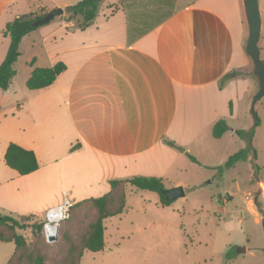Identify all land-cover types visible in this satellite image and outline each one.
<instances>
[{
  "label": "crops",
  "instance_id": "1",
  "mask_svg": "<svg viewBox=\"0 0 264 264\" xmlns=\"http://www.w3.org/2000/svg\"><path fill=\"white\" fill-rule=\"evenodd\" d=\"M49 1L64 10L68 6ZM46 11L43 0H0V63L10 41L2 33L6 23ZM35 33L44 43L46 67L62 61L66 69L51 85L28 89L20 102L13 100L19 116L12 125L3 123L2 101L15 75L6 90L0 88V141L5 144L0 206L19 216L23 211L14 209V202L20 198H49L45 211L59 204L64 192L76 203L106 194L112 179L169 174L188 145L208 135L218 120L234 116L241 98L237 87L248 77L242 70L250 71L252 63L245 50L243 0H159L149 11L104 0L84 29L75 20L57 18L24 35L19 57L26 39L32 36L35 44ZM32 60V69L43 67ZM248 80L255 92L257 80ZM226 133L214 138L220 141ZM10 142L32 150L38 169L20 175L7 166ZM173 180L166 188L184 184ZM14 248L13 243L10 256Z\"/></svg>",
  "mask_w": 264,
  "mask_h": 264
},
{
  "label": "rangeland",
  "instance_id": "2",
  "mask_svg": "<svg viewBox=\"0 0 264 264\" xmlns=\"http://www.w3.org/2000/svg\"><path fill=\"white\" fill-rule=\"evenodd\" d=\"M63 1L70 6L80 0ZM158 1L119 0V3L131 9L149 11ZM43 3L47 11L55 8L49 0H43ZM258 3L264 19V0H258ZM68 16L65 12L50 22ZM31 37L23 43L22 54L13 65L12 91L2 101L6 114L4 124L18 122L19 108L13 100L20 102L18 97L29 89L26 81L32 69V57L37 59L35 65H49L41 37L37 33L33 35L35 44L30 43ZM258 45L264 60V20ZM252 69L253 63L250 71L242 70L248 77H242L237 87L241 98L236 100L234 116L225 121L227 133L223 139L216 140L210 130L208 135L188 145L190 150L183 152L180 164L162 177L165 188L173 179H182L184 184L180 186L184 188V196L162 206L157 192L126 185L125 210L104 220V250L84 251L81 264H264V196L257 195V188L264 193V96L254 105L257 114L254 124L251 105L258 89L252 92L249 84ZM236 129L249 133L250 138L238 136L234 132ZM4 145L0 141V162ZM173 147L181 151L185 149V145L175 144ZM240 149H246L247 159L239 160L229 168L223 167L228 156ZM190 154L196 161L189 157ZM48 199L34 198L31 202L20 198L14 202V209L23 211L22 215L42 216ZM95 213L90 202L75 206L70 217L60 223V233L52 243L41 237L42 232L34 233L31 227L15 228V231L28 243L39 244L47 255V264H59L65 253L62 235L65 237L70 233L77 239ZM0 215L18 218L19 213L0 206ZM19 221L24 224L32 222ZM12 247L13 242L0 244V264H6ZM231 247L234 254L228 258L227 251Z\"/></svg>",
  "mask_w": 264,
  "mask_h": 264
},
{
  "label": "trees",
  "instance_id": "3",
  "mask_svg": "<svg viewBox=\"0 0 264 264\" xmlns=\"http://www.w3.org/2000/svg\"><path fill=\"white\" fill-rule=\"evenodd\" d=\"M104 0H80L74 5L66 6L65 12L69 15L66 21L75 20L76 27L84 29L90 26L99 11V7ZM46 12H31L15 17L8 21L2 31L3 35L10 38L8 49L3 61L0 63V88L6 90L15 75L13 64L20 55L19 43L24 35L36 29L39 26H33L32 23L44 15ZM168 14H164L167 16ZM76 18V19H74ZM33 65V60L30 62ZM66 69L62 61L56 62L50 67H34L26 86L29 89H41L51 85L57 76ZM230 74L223 76V79L229 78ZM227 131V125L224 119L218 120L212 128V135L219 138ZM234 132L238 136H247L249 133L236 129ZM168 145L175 146L172 141H166ZM74 145L71 149H75ZM246 149H240L231 154L225 161V168L233 166L239 160L247 159ZM189 157L196 161L195 157ZM4 161L7 166L16 170L20 175L29 174L38 169L39 164L35 153L32 150L10 142L4 153ZM220 169H223L220 167ZM132 185L138 190L154 191L159 194L160 204L168 206L171 199L163 194L165 189L163 179L154 176H132L130 178H118L110 180V190L99 197H93L74 203L75 206L90 202L96 213L95 217L83 228L77 239L67 233L62 235V243L65 245V253L60 259L59 264H79L84 251L98 252L105 247L104 241V220L108 217L117 216L125 210L126 207V185ZM19 220H32L29 224H24ZM44 215L35 214L20 215L18 218L12 215H0V242H13L14 251L6 264H47V255L43 252L39 244L28 243L22 234H18L15 228L31 227L34 233L42 232ZM60 233V229H59ZM43 237V236H41ZM234 254V248L227 251V257Z\"/></svg>",
  "mask_w": 264,
  "mask_h": 264
},
{
  "label": "water",
  "instance_id": "4",
  "mask_svg": "<svg viewBox=\"0 0 264 264\" xmlns=\"http://www.w3.org/2000/svg\"><path fill=\"white\" fill-rule=\"evenodd\" d=\"M243 7L248 27L245 50L253 63L252 75L258 82V90L253 97L251 105V113L253 115L254 124H256L257 114L254 110V105L259 98L264 96V60L260 56V48L258 45L261 37V13L258 0H243ZM64 11L65 10L62 7H55L50 11H47L40 18L36 19L32 25L41 26L49 23L55 17L62 15ZM163 194L166 198L174 200L178 197L184 196L185 192L184 188L178 185L165 188Z\"/></svg>",
  "mask_w": 264,
  "mask_h": 264
},
{
  "label": "built area",
  "instance_id": "5",
  "mask_svg": "<svg viewBox=\"0 0 264 264\" xmlns=\"http://www.w3.org/2000/svg\"><path fill=\"white\" fill-rule=\"evenodd\" d=\"M73 205V200L66 192H64L63 199L59 204L51 206L45 210L42 235L46 242L52 243L57 239L59 225L62 221L70 217Z\"/></svg>",
  "mask_w": 264,
  "mask_h": 264
},
{
  "label": "bare ground",
  "instance_id": "6",
  "mask_svg": "<svg viewBox=\"0 0 264 264\" xmlns=\"http://www.w3.org/2000/svg\"><path fill=\"white\" fill-rule=\"evenodd\" d=\"M46 185V184H45ZM53 185V184H52ZM52 185L50 186V187H52ZM42 186V185H41ZM46 187H47V185H46ZM49 188V187H48ZM41 191H42V189H41ZM39 192V191H38Z\"/></svg>",
  "mask_w": 264,
  "mask_h": 264
}]
</instances>
